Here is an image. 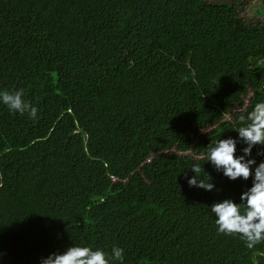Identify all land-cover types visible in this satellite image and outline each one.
<instances>
[{
	"label": "trees",
	"instance_id": "16d2710c",
	"mask_svg": "<svg viewBox=\"0 0 264 264\" xmlns=\"http://www.w3.org/2000/svg\"><path fill=\"white\" fill-rule=\"evenodd\" d=\"M16 89L38 111L0 104V264L72 245L118 246L124 264H264V241L218 233L210 210L251 180L204 155L264 101V24L236 1L0 0V91ZM193 164L219 191L188 186Z\"/></svg>",
	"mask_w": 264,
	"mask_h": 264
},
{
	"label": "clouds",
	"instance_id": "9594fccd",
	"mask_svg": "<svg viewBox=\"0 0 264 264\" xmlns=\"http://www.w3.org/2000/svg\"><path fill=\"white\" fill-rule=\"evenodd\" d=\"M0 104L12 112L27 113L29 118H35L38 111L24 99L22 89L0 91ZM239 122L236 136L220 138L208 145L204 155L206 164L228 181L251 180V185L241 191L239 203L233 198H224L212 203L210 210L218 233L238 235L246 247L253 248L264 241V101L257 102L247 116H239ZM200 170V164L192 165L190 171L194 175L186 177L188 186L205 192L219 191L204 167L210 181L197 179L195 173ZM124 258V249L118 246L108 253L101 248L72 245L63 252L50 253L40 264H113L114 261L124 264Z\"/></svg>",
	"mask_w": 264,
	"mask_h": 264
},
{
	"label": "rangeland",
	"instance_id": "374dc122",
	"mask_svg": "<svg viewBox=\"0 0 264 264\" xmlns=\"http://www.w3.org/2000/svg\"><path fill=\"white\" fill-rule=\"evenodd\" d=\"M221 1V2H234L239 8L240 15L245 22L249 24H264V0H206ZM242 108L235 107L233 112H242ZM230 116H228L229 118ZM207 130L204 131L206 133Z\"/></svg>",
	"mask_w": 264,
	"mask_h": 264
}]
</instances>
